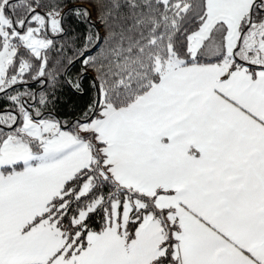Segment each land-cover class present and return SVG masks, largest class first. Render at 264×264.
Masks as SVG:
<instances>
[{"label":"snow or ice","instance_id":"obj_1","mask_svg":"<svg viewBox=\"0 0 264 264\" xmlns=\"http://www.w3.org/2000/svg\"><path fill=\"white\" fill-rule=\"evenodd\" d=\"M0 264H264V0H0Z\"/></svg>","mask_w":264,"mask_h":264}]
</instances>
